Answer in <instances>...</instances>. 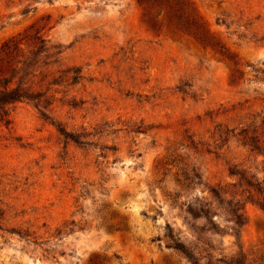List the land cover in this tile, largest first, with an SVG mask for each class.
Here are the masks:
<instances>
[{
	"label": "rangeland",
	"instance_id": "rangeland-1",
	"mask_svg": "<svg viewBox=\"0 0 264 264\" xmlns=\"http://www.w3.org/2000/svg\"><path fill=\"white\" fill-rule=\"evenodd\" d=\"M188 3L0 0V264H264V0Z\"/></svg>",
	"mask_w": 264,
	"mask_h": 264
},
{
	"label": "trees",
	"instance_id": "trees-1",
	"mask_svg": "<svg viewBox=\"0 0 264 264\" xmlns=\"http://www.w3.org/2000/svg\"><path fill=\"white\" fill-rule=\"evenodd\" d=\"M139 5L143 7L144 16L146 21L150 25H154V22L157 19H161L162 23L168 27H170L174 32L184 35L190 38L193 42L199 45H209V39L204 33L202 27L195 20L193 13L190 9V5L188 0H137ZM36 41L42 46L39 48L38 52L33 53L32 59H27L25 62L22 63L20 68H17L14 65H11L9 68L10 72V80L4 79L0 81V117L4 118L8 114V107L16 102L21 100H34L40 97V94H33L28 89L21 87V84L17 82L16 84L12 85V79L15 78L17 75L24 73L26 70L32 66L33 58L37 56L40 50L43 48L44 41L40 38H36ZM3 51L8 50V45H4L2 47ZM16 49L15 47L13 48ZM21 79V77L19 78ZM59 132L63 136H67L68 138H72L71 135H68L63 130H59ZM259 139L257 142L259 143ZM264 143V141H263ZM264 150V148L262 149ZM264 165V160H263ZM260 208L264 211V196L260 200L256 201ZM207 212L206 210L202 209L201 214ZM190 214L192 216L198 217V214H194V211L190 209ZM236 224L241 225V215H235ZM206 218V215H204ZM175 248L181 251L189 260L193 261L195 264L198 263V259L195 258L192 251L187 249L182 243H176ZM218 263L227 264L222 259L217 260ZM207 264H210L208 262ZM232 264V263H229ZM239 264V263H233Z\"/></svg>",
	"mask_w": 264,
	"mask_h": 264
}]
</instances>
